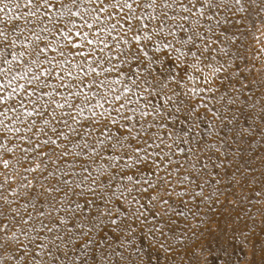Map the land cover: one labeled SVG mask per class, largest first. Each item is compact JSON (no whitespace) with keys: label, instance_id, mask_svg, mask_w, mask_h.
I'll return each mask as SVG.
<instances>
[{"label":"snow or ice","instance_id":"obj_1","mask_svg":"<svg viewBox=\"0 0 264 264\" xmlns=\"http://www.w3.org/2000/svg\"><path fill=\"white\" fill-rule=\"evenodd\" d=\"M250 6H255V0H250ZM259 7L264 11V2ZM246 11L244 0H0V13H4L0 37L5 41L11 37L0 47L5 53L0 58L4 65L0 67V105L4 106L0 111V166L5 170L0 181V252L8 264H57L61 256V264H143L142 258L133 261L123 251L113 248L109 253L102 248L105 236L111 233L113 240H119L121 232L134 231V224L144 226L148 215L156 218L149 233L166 236L173 231L176 220L166 212L131 209V204H139L131 193H147L154 185L145 182L146 187L137 186L130 169L136 166L141 175V168L150 173L164 171L168 180L157 176L156 185L164 196L152 194L150 199L168 204L165 197L175 192L172 177L177 175L176 167H169L176 165L171 159L172 145L180 140L190 143L174 131L178 117L169 116L165 106L153 107V97L168 105L178 96L177 89L190 93L195 103H188L186 96L176 111L188 116L197 113L198 122L192 125L197 135L203 119L197 109L212 113L208 139L203 146L197 141L191 150L195 161L186 156L180 165H190L191 170L178 176V182H189L179 195L193 201L208 200L203 188L210 180L219 184L220 171H225L222 165L247 159L243 155L245 135L259 132L264 140V107L256 114L259 125L253 120L252 127L236 130L238 120L247 123L252 113H246L235 100L223 103L220 93L229 66L219 58L225 48L217 47L218 42L224 45L229 39L232 28L244 22L237 16ZM178 33L184 38L177 39ZM17 44L20 51H15ZM9 47L13 49L11 60L6 58ZM169 63L174 65V75L153 71ZM198 77L204 87H186V82ZM205 91L209 95L197 99L196 94ZM149 116L152 119L146 121ZM100 117L107 120L104 127L111 125L113 132L95 146L88 139L81 142L73 125L87 132L92 124H99ZM9 119L11 123H6ZM170 120L172 127H168ZM228 125H232V138L240 140L236 153L229 159L227 153L219 155L217 150L205 157L213 163L212 171L207 165L197 168L205 149L211 153L215 143H222L218 133ZM165 133L171 144L161 138ZM212 155L221 164H215ZM118 159L125 161L123 166L129 172L123 174L132 182L119 194L111 187L105 190L106 178L100 171L104 166L101 161L115 163ZM259 160L264 169V154ZM90 171L99 175L89 179L84 173ZM261 175L264 177V172ZM107 183L110 186L111 179ZM73 193L77 201L68 199ZM125 205L128 211H123ZM94 236L99 239L94 241ZM69 244L73 252L76 247L83 250L88 246L87 255L73 261L68 256ZM160 247L172 250L163 243ZM256 255L253 240L250 256ZM259 255L260 264H264V246ZM225 264L231 260L225 258Z\"/></svg>","mask_w":264,"mask_h":264},{"label":"rangeland","instance_id":"obj_2","mask_svg":"<svg viewBox=\"0 0 264 264\" xmlns=\"http://www.w3.org/2000/svg\"><path fill=\"white\" fill-rule=\"evenodd\" d=\"M262 2L264 0H255V6L253 7L250 6V0H244L247 11L237 16V18H242L244 22L230 30L229 39L225 41L224 45L217 43V47L223 46L225 48V52L221 53L219 58L229 66L227 79L223 80L220 93L224 97L223 103L228 104L230 100H235L237 104L243 107L246 113H252V119L248 120L247 123L238 120L236 130L243 127H252L253 120L256 125H259V118L256 114L264 107V11H261L259 7ZM21 11H26V9ZM3 15L4 13H0V16ZM0 27H3V25H0ZM182 38H184L183 35L178 33L177 39ZM10 40L11 37H9V41H5L4 38L0 37V47H3ZM20 50L21 46L17 44L15 51ZM12 51L11 47L6 50V58L9 60H11ZM4 56L5 53L0 52V58ZM0 67H4V65L0 64ZM157 69L165 75L175 74L174 65L171 63L163 67L157 66L153 71L156 72ZM16 70L18 71L19 69ZM221 76L223 77L224 73ZM201 80L202 78L198 77L195 81L186 82V87H204ZM2 82L3 76H0V83ZM220 83L219 80L216 81L217 85H220ZM7 90L11 91V88ZM177 93L178 96L173 97L168 105H164V101L156 97L152 98L153 107L156 105L165 106L168 108L169 116L176 115L178 117L175 121L174 131L179 137L190 141V143H184L183 140H180L177 141V144L172 145L171 159L176 161V165H170L169 167H176L177 175L172 177V187L175 192L170 197H165L169 201L168 204H161L159 200L153 201L150 199L152 194L164 196V193L156 187L157 176L162 177L164 181L168 180V176L164 171L157 173L152 170L150 173L141 168L143 172V175H141L137 171L136 166L130 169V172L135 174L133 181L137 186L146 187L145 182H150L154 185L147 193H131V196H135L139 201V204H131V209L133 211L139 209L144 213L154 210L166 212L167 215L176 220L173 231L167 233L166 236H160L159 233H149L148 228L156 223V218L148 215L144 226L134 224V231L121 232L119 240H113L111 233H108L101 243V247L109 253L113 248L118 252L123 251L125 256L130 255L133 261H136L138 257L142 258L143 264H197L198 261H206L207 264H225V258L230 259L231 264H249L253 260L255 264H260L259 249L264 246V223L261 222V213H264V177L261 174L264 169L261 168L259 157L264 154V140L261 139L259 132L253 135V132L249 131L245 135L243 155L247 159L237 158L234 165H222L225 171H220L219 184L215 180H210L208 186L203 188V192L209 197L208 200L201 201L200 198H197L196 201H193L188 196L179 195L180 189L186 187L189 182H178V176L191 170L190 165L184 167H180V165L184 164L186 156H191L192 160L195 161L196 158L192 156L191 150L197 141L203 146L204 140L208 139V117L212 113L207 112L203 108L197 109V112L203 117L202 121H199L200 128L199 135H197L196 129L192 127L194 123L198 122L196 120L197 113L188 116L186 112L176 111V106H180L179 102L185 100L186 96L188 103H195V101L192 100L190 93H185L184 88L177 89ZM196 95L197 99H199L200 96L207 97L209 94L205 91ZM214 106L219 108L221 112L225 111L218 104ZM3 107V105H0V111H3ZM100 111V109H97V112ZM145 119L146 121L151 120L152 117L149 116ZM137 120H139V117H137ZM5 122L11 123V120L9 119ZM105 124H107V120L104 117H100L99 124H92L91 130L87 132L77 125H73V127L79 133L78 139H81V142H83V139H88V142L95 146L98 141H103L106 135L113 132L111 125L105 128ZM172 126L173 124L170 120L168 127ZM216 126L218 128L221 127L219 121L216 122ZM63 130L67 132L66 128ZM231 130L232 125H228L227 128L218 133L222 143H215L211 148V153L205 149V155L200 157V164H197V168L207 165L208 170L212 171L213 163L205 157L209 154H216L217 150H219V155L227 153L229 159L233 157L237 151L236 144L240 143V140L232 138L230 135ZM185 132H188L187 137H185ZM161 138L166 143L171 144L167 133ZM2 141L3 134L0 132V142ZM155 143L159 144V140H156ZM151 150L149 149L148 151ZM155 151L159 152V149H155ZM212 161L215 164H221V160L216 159L215 155H212ZM124 163L125 161L120 159L115 163L101 161L104 166L100 171L106 178L105 190L111 187L112 190H117L119 194L120 191H123V188L131 186L132 182L128 181L126 175L123 174L129 172V169L124 168ZM249 165H251V168L248 167ZM95 167L93 166V168ZM49 168H51V165H49ZM3 171L5 170L0 166V181L3 179ZM84 175L91 179L99 174L97 171H90L84 173ZM31 178L32 176L29 175V179ZM81 179H83V176H81ZM107 179H111L110 186L107 183ZM14 186L15 184H13ZM2 194L0 192V195ZM125 195L128 196L129 194L125 193ZM56 196L57 200H59V194H56ZM131 196H129V199ZM68 199L77 201L78 198L73 193L69 194ZM2 203L0 201V206H2ZM19 204L20 201L18 200L17 206ZM63 206L66 210L69 208L67 201L63 202ZM28 210L31 211V205H29ZM128 210V206L125 205L123 211ZM181 213L183 214L182 216L180 215ZM193 214L195 218H193ZM61 215H64V213H61ZM113 215H116L115 211H113ZM97 227H99V224H97ZM12 228L15 230L14 224ZM20 239L23 240L24 237L20 236ZM98 239L99 237L94 236V241ZM253 240L256 241L257 247V255L255 257L250 256V245ZM82 242V240L78 241V243ZM161 243L172 250L167 251L166 248L160 247ZM95 246V243L91 245L93 248ZM66 247L68 256L73 261H75L76 257L83 259L87 255L88 246L83 250L76 247L74 252L71 244ZM0 259H3L2 252H0ZM63 259L64 257L61 256L60 260H57V264H61ZM3 264H8L6 259H3Z\"/></svg>","mask_w":264,"mask_h":264}]
</instances>
